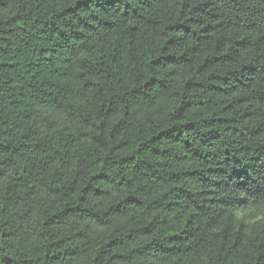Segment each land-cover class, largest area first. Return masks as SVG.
<instances>
[{
  "label": "trees",
  "instance_id": "obj_1",
  "mask_svg": "<svg viewBox=\"0 0 264 264\" xmlns=\"http://www.w3.org/2000/svg\"><path fill=\"white\" fill-rule=\"evenodd\" d=\"M0 264H264V0H0Z\"/></svg>",
  "mask_w": 264,
  "mask_h": 264
}]
</instances>
